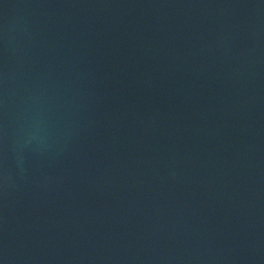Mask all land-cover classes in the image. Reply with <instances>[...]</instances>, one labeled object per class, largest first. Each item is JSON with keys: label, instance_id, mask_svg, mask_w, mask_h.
I'll list each match as a JSON object with an SVG mask.
<instances>
[{"label": "water", "instance_id": "water-1", "mask_svg": "<svg viewBox=\"0 0 264 264\" xmlns=\"http://www.w3.org/2000/svg\"><path fill=\"white\" fill-rule=\"evenodd\" d=\"M0 264H264V0H0Z\"/></svg>", "mask_w": 264, "mask_h": 264}]
</instances>
